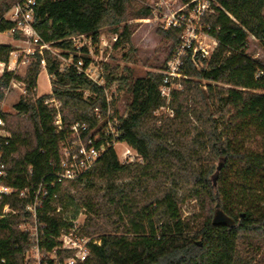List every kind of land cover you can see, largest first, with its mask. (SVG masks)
Here are the masks:
<instances>
[{
	"label": "trees",
	"instance_id": "1",
	"mask_svg": "<svg viewBox=\"0 0 264 264\" xmlns=\"http://www.w3.org/2000/svg\"><path fill=\"white\" fill-rule=\"evenodd\" d=\"M20 1L0 0V33L15 29L4 17ZM133 3L37 0L34 28L44 43L75 62L79 56L73 37L86 35L97 42L101 33L108 31L117 36L116 49L130 47L125 56L128 62L135 32L129 22L148 20L153 14L150 6ZM217 3L216 14L204 22L218 47L200 68L186 60L183 72L188 80L181 81L182 90L172 93L169 104L173 117L155 114L166 107L160 95L162 75L148 73L132 83L129 68H124V76L119 67L105 66L107 86L118 82L119 90L128 95L127 116L120 118V140L138 151L144 163L122 165L117 153L110 150L83 180L58 186L56 204L65 211V200L78 196L81 208L89 214L85 231L101 240V246L92 247L85 264H240L239 240L264 242V206L254 203L236 211L231 189L232 178L239 176L243 184L252 185L264 196V77L256 79L264 65L247 55L250 37L264 48V0ZM160 33L171 42L167 61L179 45L180 33L175 29ZM22 38L15 31L13 39ZM14 52L13 46L0 45V63L8 65ZM83 53L81 59L87 65L91 59L87 50ZM42 59L52 78L53 98L62 105L64 133L74 123L85 124L90 130L97 127L93 109L104 106L101 89L74 68L62 71L60 59L48 51L36 55L24 78L6 68L0 77V118L12 139L2 151L7 167L5 184L14 189L34 190L46 183L53 175L63 138L53 127L55 110L44 105L50 95L35 101L21 97L14 114L2 110L12 79L25 83L28 96L34 95ZM86 91L96 96L85 100ZM247 123L263 134L259 154L243 152L231 137L233 130ZM127 181L136 182L137 188L129 190ZM188 200L195 201L198 209L193 219L199 228L194 233L179 211ZM6 203L24 208L16 198L6 199ZM52 208L48 203L39 214L45 234L41 247L47 251L56 246L54 238L71 225L61 215H52ZM21 220L22 216H17L0 221V264H34L26 260L32 242L21 230Z\"/></svg>",
	"mask_w": 264,
	"mask_h": 264
},
{
	"label": "built area",
	"instance_id": "2",
	"mask_svg": "<svg viewBox=\"0 0 264 264\" xmlns=\"http://www.w3.org/2000/svg\"><path fill=\"white\" fill-rule=\"evenodd\" d=\"M182 2L183 6L179 9H170L169 5H166L169 9L167 13H162L165 6L159 4L155 7L156 12L164 18L163 30L175 29L180 33L177 49L159 73L163 77L160 95L166 101V107L156 111V115L165 111V114L173 117V111L169 108V104L172 93L182 90L181 81L188 80L183 72L186 60L200 68L203 66L204 60H209L213 56L219 44L211 34L210 27L204 22L206 18L216 14V9L219 8L217 0H182ZM36 7L37 0H21L4 17L5 20L15 25V29L10 32L12 35L15 31L22 34L23 38L20 41L24 44V48L12 53L11 56H15V60L10 59L8 65L0 63V72L4 73L7 68L9 72L15 73L16 68L27 67L35 60L36 55L43 56L44 52L48 51L60 59L62 71L74 68L79 75H83L90 81L92 86L101 89L104 106H95L93 109V116L98 122L97 127L90 130L85 124L74 123L70 126L69 131L64 133L60 112L62 105L53 98L51 89L48 94L51 98L47 99L44 105L55 110L53 127L57 134L63 135V138L59 143L57 163L53 165V175L46 183L39 184L34 190L29 188L14 189L5 184L7 167L2 149L9 145L12 135L6 128L3 119L0 118V221L22 216L21 229L29 235L32 242L29 257L36 264H85L91 256L92 247L101 246V240L98 236L90 235L85 231V222L82 223L78 218L66 217L62 205L56 204L58 186L66 187L83 180L95 164L110 150L117 153L122 165H143L144 158L138 151L120 140L122 135L120 118H126V115L122 116L118 113L115 102L117 92H111L114 83L107 86L104 64L92 58L91 47L93 44L91 41L94 42L93 39L86 35H77L71 39L79 56L78 61L75 62L72 57L63 56L59 50L44 43L37 34L34 28ZM117 40V37H114L115 44ZM104 46L108 45L104 44ZM83 50H87L91 59L87 65L81 59L84 54ZM12 66H14L13 69H11ZM39 69L40 72L41 70L47 72V64L44 59L40 61ZM263 77L264 70L258 71L256 79L260 80ZM48 79L51 85L52 78L49 75ZM18 85H25V83L12 79L6 93L11 88L18 89ZM22 91L23 94L27 93L26 89ZM94 96L96 95L89 91L84 93L85 100ZM31 173L32 170H30ZM10 198H16L17 201L23 202V210L13 208L8 203L4 204L6 199ZM48 203L53 207L52 215H61L65 221L71 223L67 230L63 231L59 237L54 238L56 246L49 251L43 250L41 247L45 234L44 226L39 218L40 212Z\"/></svg>",
	"mask_w": 264,
	"mask_h": 264
},
{
	"label": "rangeland",
	"instance_id": "3",
	"mask_svg": "<svg viewBox=\"0 0 264 264\" xmlns=\"http://www.w3.org/2000/svg\"><path fill=\"white\" fill-rule=\"evenodd\" d=\"M136 4H145L150 6L153 9V14L148 20H132L129 22L130 25L135 27V32L131 39V48L133 52L130 61L127 62L125 60V56L130 47L123 46L116 49L114 37L117 36L113 33L103 31L97 42L91 41L93 44L91 47L92 58L95 61H99L104 64V75L106 72L105 66L107 65L113 68L116 66L119 67L120 75L124 76H126L124 68L127 67L131 72L129 80L132 83L137 79L146 77L148 73L159 74L166 63V59L171 50V42L167 41L160 33L163 31L162 26L164 18L156 12L155 7L161 4L165 6L162 13H167L169 9L166 5H169L170 9H179L183 6L182 0H134L133 5L135 6ZM0 37L4 43H10V45L15 48V52L21 51L24 48L22 41L13 39V35L11 33H0ZM248 41L249 49L247 51V55L264 65V48L261 43L253 37H250ZM104 44H107L108 46H104ZM13 59L15 60V56H11V60ZM28 66L21 67L19 69L16 68V76L24 78L26 76ZM13 68L14 66L11 67V69ZM2 74L3 73L0 72V77ZM37 84L38 88L34 92L33 96H28L27 93L23 94L22 90L26 89V85H18V89L11 88L10 91L6 93L5 100L2 103L3 112L14 114L15 111L13 108L21 97H32V100L35 101L41 96L48 95L51 90V85L48 79V74L45 70H41ZM113 91L117 92L115 102L118 113L122 116H127L128 111L126 110V105L129 103L128 95L124 91L119 90L118 82L114 83L111 92ZM160 115H166L165 111H162ZM232 115L234 117L236 115V112L233 110ZM231 137L234 138V142L243 152L259 154L263 150V134L260 129L256 127V125H251L249 123L240 125L238 128L233 130ZM234 174L237 175V172H234ZM241 181V177L239 176H234L232 178L231 189L236 211H242L254 203L256 206L260 203L263 207L264 196L257 192L258 189H254L252 185H245ZM125 184L129 190L137 188V184L134 181H127ZM71 193L74 194V192ZM65 203L67 207L64 212L67 218H78L82 223H86V219L89 214L87 211L84 212L81 208L78 202V196H76L75 200L72 201L69 198L66 199ZM179 211L182 218L190 224L191 233H194L199 228V222L193 219V217L198 214L195 201H185L182 205H180ZM220 221H223V219L220 218ZM238 247L240 264H264L263 241L242 238L238 242ZM29 256L30 253L26 259L27 261L31 259ZM32 262L36 264L35 261L32 260Z\"/></svg>",
	"mask_w": 264,
	"mask_h": 264
},
{
	"label": "crops",
	"instance_id": "4",
	"mask_svg": "<svg viewBox=\"0 0 264 264\" xmlns=\"http://www.w3.org/2000/svg\"><path fill=\"white\" fill-rule=\"evenodd\" d=\"M0 45H7V46H10V43H4V41H2V38L0 37ZM41 73V72H40ZM37 88H38V85H37ZM52 89V87H51ZM51 91V90H50ZM50 93V92H49ZM48 93V94H49Z\"/></svg>",
	"mask_w": 264,
	"mask_h": 264
}]
</instances>
